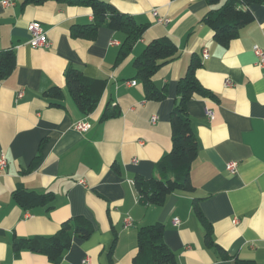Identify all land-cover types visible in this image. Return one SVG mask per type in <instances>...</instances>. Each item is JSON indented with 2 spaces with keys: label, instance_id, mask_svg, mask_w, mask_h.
I'll return each instance as SVG.
<instances>
[{
  "label": "crops",
  "instance_id": "1",
  "mask_svg": "<svg viewBox=\"0 0 264 264\" xmlns=\"http://www.w3.org/2000/svg\"><path fill=\"white\" fill-rule=\"evenodd\" d=\"M102 1L147 27L124 60L123 32L102 27L92 41L72 37L74 26L93 22L88 7L0 0V51L13 50L17 64L0 82V154L8 163L0 171V264H111L113 247V264H132L138 230L159 222L178 264H264V70L254 53L255 46L264 49V3L244 8L254 21L224 47L203 22L211 9L206 0ZM33 22L46 32L48 48L29 44ZM165 37L178 46L179 56L153 77L159 89L167 86L166 99L151 101L134 63L151 42ZM194 57L202 60L200 83L216 97L196 96L188 103L199 144L190 172L195 192L174 193L162 207L144 206L134 179L156 177L157 164L172 149L170 117L179 100L178 81ZM72 69L105 83L89 114L79 111L67 89ZM53 87L62 89V100L45 95ZM110 107L119 115L103 120ZM79 121H88L91 128L77 131ZM39 155V165L32 167ZM230 162L239 163L237 174L227 170ZM19 188L51 193L54 201L26 210L13 197ZM196 200L218 247L206 242ZM76 218L90 222L93 234L75 238L59 262L13 251L14 238L51 237ZM128 218L130 227L125 226Z\"/></svg>",
  "mask_w": 264,
  "mask_h": 264
},
{
  "label": "trees",
  "instance_id": "2",
  "mask_svg": "<svg viewBox=\"0 0 264 264\" xmlns=\"http://www.w3.org/2000/svg\"><path fill=\"white\" fill-rule=\"evenodd\" d=\"M56 1L70 5L84 6L92 10L93 22L89 25L74 26L72 37L89 41L97 37L98 30L102 27L123 32L126 40L121 47L120 59L124 60L133 50L134 45L142 38L147 27L138 25L135 20L120 13L112 4L102 0H24L23 5H43ZM211 7L203 17V22L214 32L215 40L220 45L227 47L240 35L246 25L254 21V15L249 9H244L254 4H262L264 0H227L225 4L216 7L221 0H206ZM179 56L178 46L170 38H160L151 42L143 55L135 61L137 78L142 81L146 98L151 101H163L167 97V86L159 89L153 82V77L167 63ZM16 55L11 49L0 51V82L13 74L16 69ZM202 67V60L194 57L185 77L178 81L177 95L179 100L170 117L172 127V149L157 164V176L145 179L136 176L134 187L139 203L144 206H159L166 204L168 198L177 192L194 193L195 187L190 178L194 161L198 157L199 144L193 129L192 120L188 113V103L196 96L215 99V95L205 88L197 77V71ZM67 89L83 114L93 112L105 89L101 80L85 77L77 70H69L66 75ZM45 95L56 101L63 99V91L53 87ZM116 107L107 108L103 120L117 117ZM42 149V148H41ZM42 150H40L41 152ZM41 161L39 155L32 164L37 167ZM115 171H119L116 166ZM16 203L24 209L35 206H47L54 201L51 193L40 194L19 188L13 193ZM195 213L206 227V242L209 246L218 247L212 239V227L206 222L198 201H195ZM90 222L82 218L71 219L64 222L59 232L51 237L14 238L13 251L17 254L22 251L39 253L47 256L53 262H59L72 246L75 238L88 239L93 234ZM166 227L163 223H156L141 227L137 233L138 252L132 264H178L176 254L169 248L164 240ZM116 233V231L114 230ZM4 231L0 229V236ZM117 241V233L115 243ZM114 243V245H115ZM224 258L227 253L219 248ZM114 247L110 251L111 264H113Z\"/></svg>",
  "mask_w": 264,
  "mask_h": 264
},
{
  "label": "built area",
  "instance_id": "3",
  "mask_svg": "<svg viewBox=\"0 0 264 264\" xmlns=\"http://www.w3.org/2000/svg\"><path fill=\"white\" fill-rule=\"evenodd\" d=\"M5 3H9L11 4L10 1H7ZM154 16H157L158 13L155 10L154 12ZM160 22L162 21L159 20ZM167 22V21H164ZM29 33H30V40H29V44L33 47V48H48L50 46V41L48 39V36L46 34V32L44 31V29L42 28L41 24L38 22H33L29 25L28 27ZM254 53L258 59L257 61V65L260 69L264 70V49L259 47V46H255L254 47ZM133 85L136 84V82L132 83ZM226 85L231 86L233 85V83L231 81H227ZM209 118L211 120H214L215 118V114L212 110H209L207 112ZM157 120V118H153L152 122L155 123ZM91 128V124L88 121H79L75 124V129L79 132H86ZM7 159L5 157L4 154H0V171H4L7 168ZM227 170L229 172H231L232 174H237L238 173V169H239V163L238 162H230L227 164L226 166ZM83 184H85L84 182H81ZM175 224H178L180 221L178 219L174 220ZM132 225V220L130 218L126 219L125 221V226L126 227H130ZM89 260H85V263L88 262Z\"/></svg>",
  "mask_w": 264,
  "mask_h": 264
}]
</instances>
